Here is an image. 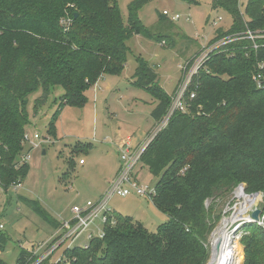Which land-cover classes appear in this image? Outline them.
I'll use <instances>...</instances> for the list:
<instances>
[{"label":"trees","instance_id":"1","mask_svg":"<svg viewBox=\"0 0 264 264\" xmlns=\"http://www.w3.org/2000/svg\"><path fill=\"white\" fill-rule=\"evenodd\" d=\"M146 1L132 0L124 22L117 0H0L3 190L28 173L27 163L18 168L13 163L29 124V96L40 92L34 99L36 112L52 90L62 89L50 118L51 132L63 107L84 105L90 84L121 73L131 35L152 37L137 14ZM241 5L240 0H212L213 10L231 18L226 31L216 28L217 36L264 30V0H246L243 9ZM160 36L156 38L162 42ZM245 43L231 44L207 61V70L192 85L196 96L189 111L175 112L141 156L140 162L157 178L151 201L167 220L150 232L131 216L113 215L116 224L104 225L103 238L93 240L88 249L67 252L71 264H205V244L221 216L219 206L235 186L262 192L264 212V87L253 81L264 49L247 52ZM132 78L158 101L150 115L159 120L171 95L157 84L158 74L139 58ZM30 202L37 214L55 224L38 201ZM244 227L250 231L242 238L243 261L239 256L236 264H264V229L253 223ZM7 242L0 228V254ZM28 256L21 248L15 264H26ZM0 264L8 263L0 257Z\"/></svg>","mask_w":264,"mask_h":264},{"label":"rangeland","instance_id":"2","mask_svg":"<svg viewBox=\"0 0 264 264\" xmlns=\"http://www.w3.org/2000/svg\"><path fill=\"white\" fill-rule=\"evenodd\" d=\"M117 1L122 19L126 22L128 6L132 0ZM211 2L212 0H147L137 14L152 37L131 35L126 41L127 60L121 73L103 75L90 84L84 92V105L63 107L52 124L51 132L50 118L62 89L52 90L46 102L36 112L33 108L34 99L40 92L29 96V124L25 129L26 142L23 143L22 150L26 151L34 142L35 133L40 136L37 140L40 146L29 151V169L21 179V185L15 189L10 186L6 191L0 187V225L3 226L0 228L8 238L0 257L6 263L15 264L21 248L30 249L44 242L53 232L54 226L32 209L30 201H38L51 220L59 222L70 218L73 205H84L86 201L98 197L99 192L105 191L108 186L105 179L107 176L112 179L116 174L122 151L126 148L132 151L148 138L156 122L149 128L152 124L150 112L156 104L153 102L157 100L148 90L136 86L132 74L137 61L139 58L145 61L158 74L157 84L160 88L170 94L176 81L178 85L181 80L178 64L197 53L204 41L203 35L212 37L213 28L221 26L222 29H227L230 25V16L222 10H213ZM240 2L244 5L246 0ZM164 10L168 11L167 15L162 14ZM176 14L179 17L174 20L173 16ZM208 15L210 19L207 22ZM218 15L222 20H217ZM157 35H161L163 42H159ZM124 143H128V146L125 147ZM80 159L84 164L79 163ZM136 174L140 183L155 185L157 178L141 162L136 168ZM237 189L235 186L225 204L219 206L221 216L207 242L214 231L218 232L223 227L225 219L235 212L236 217H242L232 234L228 231L232 241L230 251L235 254L236 260L241 256L243 261L242 238L250 231L244 226L252 223L247 220V209L243 213L238 211L246 197ZM249 194H258L255 206L261 209L263 193ZM217 200L216 203L220 204ZM210 203L207 202L206 206ZM109 206L114 216H131L143 223L150 232H154L158 225L167 220V215L147 197L116 195L110 200ZM257 226L264 229L263 226ZM260 232L258 230L256 233ZM210 253L208 245L205 264L210 260Z\"/></svg>","mask_w":264,"mask_h":264},{"label":"built area","instance_id":"3","mask_svg":"<svg viewBox=\"0 0 264 264\" xmlns=\"http://www.w3.org/2000/svg\"><path fill=\"white\" fill-rule=\"evenodd\" d=\"M162 14L167 15L168 11L164 10ZM178 17L179 16L176 14L173 16V19L176 20ZM221 19V16L217 17L218 21ZM213 21L215 20L213 19ZM224 30L226 31L227 29ZM263 40L264 30H251L248 28L243 31L226 33L220 36L214 34L213 37L205 38L197 50V53L189 60L178 65L181 71V80L170 96V103L165 113L155 122L154 127L148 134V138L138 148L132 151L126 148L122 151L119 157L120 166L118 171L115 176L108 181V186L105 191L97 199L88 200L84 205H73L70 209L71 217L63 220L50 238L28 249L29 256L26 264H71L73 259H69L67 252L74 248L88 249L93 240L103 238L105 224H116L113 219V210L109 206V202L114 196L119 195L121 197H126L134 194L152 200L156 193L155 185L151 186L140 183L136 174V168L148 145L156 135L166 127L169 119L175 112L180 111L187 113L189 111L190 103L196 96V91L192 88V85L200 72L207 70L206 63L214 54L228 51L229 45L231 44L243 42H246L242 45L244 50H247V52H257L260 48L264 49V43H261ZM253 81L257 88L264 87L263 60H258L256 63ZM39 138V134L35 133L33 135L34 142L31 143L26 151H20L13 163L14 168H18L23 163H27V160L30 158L29 151L40 146L37 142ZM24 142H26L25 133L21 145H23ZM124 145L126 147L128 143H124ZM80 163H83V160H80ZM20 185L21 182H17L12 184L11 187L15 189ZM241 185L242 184H239L236 187H238L237 190L241 191L245 197H256V199L249 204V207L247 206L248 208L245 211L247 220L264 227V212H261L257 221H254L251 217L252 211L257 209L255 201L257 200L258 194L247 193L244 186ZM236 215L237 214L233 212L228 219H225L226 223H222L223 227L229 225L226 230L231 234L232 231L235 230V226H238L236 223L241 218L236 217ZM232 219L233 221H230ZM0 227L3 226L0 225ZM216 233L217 230L213 232L212 237L207 244H205L207 248L208 245H210L211 248L212 240Z\"/></svg>","mask_w":264,"mask_h":264},{"label":"bare ground","instance_id":"4","mask_svg":"<svg viewBox=\"0 0 264 264\" xmlns=\"http://www.w3.org/2000/svg\"><path fill=\"white\" fill-rule=\"evenodd\" d=\"M256 199V198H255ZM254 200L253 197H246L245 202L241 205L238 211L244 212L248 205ZM242 215V214H241ZM242 217V216H239ZM238 217V218H239ZM231 221V220H230ZM229 225L222 227L215 235L211 244L210 260L208 264H234L236 256L230 251L232 241L226 228Z\"/></svg>","mask_w":264,"mask_h":264},{"label":"crops","instance_id":"5","mask_svg":"<svg viewBox=\"0 0 264 264\" xmlns=\"http://www.w3.org/2000/svg\"><path fill=\"white\" fill-rule=\"evenodd\" d=\"M218 10H220V9H218ZM209 16H210V15H208V17H207V19H208L207 22H208L209 19H210ZM218 16H220V15H218ZM218 16H217V17H218ZM212 20H213V19H212ZM221 20H222V19H221ZM220 27H221V26H220ZM215 30H216V29L213 28V30L211 31V35L213 34V36H214V34H215ZM223 30H224V29H223ZM211 35H210V36H211ZM213 36H212V37H213ZM205 38H210V37H209V35H203V39H205ZM196 52H197V51H196ZM195 54H196V53H195ZM193 55H194V54H193ZM193 55H191L189 58H191ZM189 58H188V60H189ZM185 61H187V59H186ZM183 62H184V61H183ZM178 65H179V64H178ZM133 73H134V72H133ZM132 75H133V74H132ZM177 80H178V79H177ZM177 82H178V81H176V83H175V85H174V88H173L172 92H173L174 89L176 88ZM172 92H171L170 94H168L167 92H166V93H167V95L169 96V95L172 94ZM153 103H156V104H154V107H155V106L157 105L158 101L153 102ZM154 107H153V108H154ZM153 108H152V109H153ZM150 113H151V112H150ZM150 116H151V115H150ZM154 122H155V120L152 118V124L149 125V128L152 127V125L154 124ZM122 142H123V141H122ZM122 142H121V143H122ZM121 143H120V144H121ZM43 152H44V151H43ZM80 160H82V159H80ZM80 160H79V163H80ZM81 164H84V161H83V163H81ZM117 171H118V170H117ZM114 176H115V175H114ZM112 178H113V177H112ZM110 179H111V178H108V176H107V178L105 179V182H106L105 184H106V185H107V182H108ZM102 192H103V190H102L101 192H99V193H100L99 196L102 194ZM99 196H98V197H99ZM98 197H96L95 199H97ZM95 199H92V200H95ZM63 220H65V219H63ZM63 220H61V221H59V222H58V221H54L55 224H52V226H54V229H53L52 234L54 233V231L56 230V228L60 226V224H61V222H62ZM134 220H135V219H134ZM52 234H51V235H52ZM51 235H50L49 237H47L44 241H46L48 238H50ZM22 249H23V248H22ZM24 250H26V251L28 252V249H24Z\"/></svg>","mask_w":264,"mask_h":264},{"label":"water","instance_id":"6","mask_svg":"<svg viewBox=\"0 0 264 264\" xmlns=\"http://www.w3.org/2000/svg\"><path fill=\"white\" fill-rule=\"evenodd\" d=\"M261 214V209L257 208L254 209L251 213V217L254 221H257V219L259 218V215Z\"/></svg>","mask_w":264,"mask_h":264}]
</instances>
